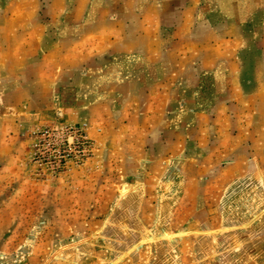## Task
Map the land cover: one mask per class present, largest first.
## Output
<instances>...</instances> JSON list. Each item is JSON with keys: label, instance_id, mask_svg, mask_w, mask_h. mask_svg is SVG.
I'll return each mask as SVG.
<instances>
[{"label": "rangeland", "instance_id": "obj_1", "mask_svg": "<svg viewBox=\"0 0 264 264\" xmlns=\"http://www.w3.org/2000/svg\"><path fill=\"white\" fill-rule=\"evenodd\" d=\"M0 264H264V0H0Z\"/></svg>", "mask_w": 264, "mask_h": 264}, {"label": "crops", "instance_id": "obj_2", "mask_svg": "<svg viewBox=\"0 0 264 264\" xmlns=\"http://www.w3.org/2000/svg\"><path fill=\"white\" fill-rule=\"evenodd\" d=\"M203 49H204V47L203 46H201L200 47V49H199V51H200V53H203ZM211 62L212 63V60L211 59H205V58H203L200 62L202 63V65H201V69H207L208 68V66H207V64H208V62ZM139 79L140 78H137L136 80H137V82H139ZM139 90H143L144 92H146L147 90V92H149V94H151V93H154V92H158V90H159V86H157V84H155V82L154 81H152V84H151V86L150 85H140L139 84ZM169 86H167L166 87V90L164 89V91H168L169 90Z\"/></svg>", "mask_w": 264, "mask_h": 264}]
</instances>
